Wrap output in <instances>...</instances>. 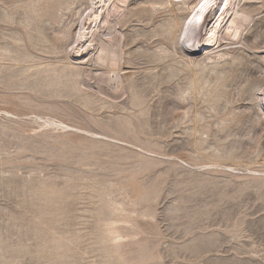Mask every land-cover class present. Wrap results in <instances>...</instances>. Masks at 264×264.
<instances>
[{
  "label": "rangeland",
  "instance_id": "374dc122",
  "mask_svg": "<svg viewBox=\"0 0 264 264\" xmlns=\"http://www.w3.org/2000/svg\"><path fill=\"white\" fill-rule=\"evenodd\" d=\"M101 1L0 0V264H264V0Z\"/></svg>",
  "mask_w": 264,
  "mask_h": 264
},
{
  "label": "bare ground",
  "instance_id": "6f19581e",
  "mask_svg": "<svg viewBox=\"0 0 264 264\" xmlns=\"http://www.w3.org/2000/svg\"><path fill=\"white\" fill-rule=\"evenodd\" d=\"M91 1H92L91 11L87 15L86 19L83 18V20L85 19V20L88 21L87 22L88 25L86 26L85 21L83 22V25L81 24L82 28L80 30L78 38L76 39V37H75V39L77 41H76V46L74 47V50H77L78 48H80L79 46L82 43V41L86 37L90 36V34H92V33H90L91 30H92L91 28L98 21V19L100 17L99 14L101 12H99V14H98V7L96 5L101 0H91ZM163 2H165L166 5L167 4H171V0H164ZM203 2L204 3L201 4L202 6L196 11L195 15L191 19H187V21H185L184 26L182 28V34L181 35H182L183 38H181V40L183 39L182 40L183 42H181L182 44L180 43L181 44L180 47L185 52H198L202 48H204L206 45L212 43L214 41V39L216 38V31H217L218 26H219L220 16L227 11L229 6H231V0H222V4H221V6L218 9L219 10V14L217 13L218 14L217 15L215 13V10H216V8H218V3L217 2H219V0H206V1L203 0ZM113 4H114V2H112V5ZM112 8H113V6H112ZM236 14H237V12H235V15ZM246 19H247L246 15L238 14L235 18L232 19V21L228 25V27H227L225 32H227V34L230 35V36L231 35H236L238 33V30L240 28L239 26L241 25L242 21H244ZM210 20L212 22L211 25H207L208 21H210ZM103 24H105V23H103ZM177 25H179V24H177ZM237 36H238V34H237ZM186 45H189L190 48L189 49L186 48ZM194 47L195 48L201 47V48H200V50L194 51L193 50ZM261 91H262V95L264 96V89L261 90ZM262 105L264 106V100L263 99H262Z\"/></svg>",
  "mask_w": 264,
  "mask_h": 264
}]
</instances>
